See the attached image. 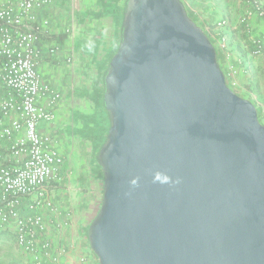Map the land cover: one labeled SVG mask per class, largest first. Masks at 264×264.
<instances>
[{"label":"water","instance_id":"obj_1","mask_svg":"<svg viewBox=\"0 0 264 264\" xmlns=\"http://www.w3.org/2000/svg\"><path fill=\"white\" fill-rule=\"evenodd\" d=\"M99 264H264V125L179 0H129L104 78Z\"/></svg>","mask_w":264,"mask_h":264},{"label":"built area","instance_id":"obj_2","mask_svg":"<svg viewBox=\"0 0 264 264\" xmlns=\"http://www.w3.org/2000/svg\"><path fill=\"white\" fill-rule=\"evenodd\" d=\"M57 1L0 2V231L13 234L29 264H64L68 251L67 246L54 250L46 236V214L60 216L53 191L63 182L65 159L58 151L57 137L41 131L42 124L54 120L61 93L38 71L42 56L38 43L50 24L46 13ZM179 1L185 11L192 12L188 0ZM252 14L264 17V4L245 9L240 23L245 24ZM226 26L225 20H219L202 29L222 53L228 43L227 35L221 33ZM250 43L254 50L250 57H261L264 41ZM58 51L55 46L47 52L54 56ZM226 71L227 86L239 88L238 70ZM251 102L264 125V106L256 99Z\"/></svg>","mask_w":264,"mask_h":264},{"label":"crops","instance_id":"obj_3","mask_svg":"<svg viewBox=\"0 0 264 264\" xmlns=\"http://www.w3.org/2000/svg\"><path fill=\"white\" fill-rule=\"evenodd\" d=\"M2 1L4 0H0ZM97 1H57L53 10L46 13L50 24L38 43L42 50L38 71L44 81L61 93V101L54 111V120L47 125L42 124L41 131L57 137L58 151L65 159L64 166L73 169L72 178L77 181V186L89 184L95 190L92 192V200L84 202L81 198L84 196H81L68 204L65 196L77 192V189H69V182L64 184L66 189L57 187L53 191L54 205L60 211V216L51 217L46 214V236L54 250L60 246H67L68 251L62 258L64 264H99L90 247L87 228L96 216L99 187L102 182L99 176L91 174L90 154H88L90 175L84 176L85 172L82 169L84 157L81 152L83 142L88 139L82 136L84 126L79 118L88 107L89 100L86 101L85 98L97 75L96 63L105 58L103 49L108 48L115 37L112 19L97 5ZM259 1L264 4V0ZM227 28L228 53L220 56L219 65L226 68L229 61L238 65L240 59L242 61L248 59L246 71L240 66L237 67L239 86L248 85L249 89L257 90V85L262 86L264 83V55L251 58L245 42L252 39L264 41V17L252 14L245 24L233 18ZM67 29L68 33L65 32ZM78 41H81L79 45ZM55 46L59 48L57 54L54 56L48 54V49ZM254 99L264 101V94ZM70 129L74 131L72 134L69 133ZM66 179L70 181L71 176H67Z\"/></svg>","mask_w":264,"mask_h":264},{"label":"rangeland","instance_id":"obj_4","mask_svg":"<svg viewBox=\"0 0 264 264\" xmlns=\"http://www.w3.org/2000/svg\"><path fill=\"white\" fill-rule=\"evenodd\" d=\"M129 0H98L97 5L100 8L104 9V12L109 15L112 19L113 25V33H115L114 41H112L111 45L108 48L103 49L105 53V58L102 61H97L96 63V71L97 75L95 79H93L92 88L87 92L85 100H89L88 107L84 109V113L79 115V118L83 122V134L82 136L87 138L88 141L83 142L81 155L84 157L83 159V171L84 176H89L88 171V154H90V170L92 175L99 176L101 182L103 183V172L99 163V153L103 146L107 141L108 131L111 125V120L107 111L104 107L103 97L105 92L104 78L109 70V66L112 58L117 53V50L122 42L123 36V23L127 10V4ZM190 8L192 12L196 15L195 23L201 28L205 29V27L210 28L214 23L219 20H225L227 22L226 28L221 30V33H226L227 27L232 23V19L242 18L245 9L252 10L255 4H263L259 0H188ZM253 12V11H252ZM228 37V36H227ZM78 45L81 41L77 42ZM215 49L219 52L220 56L225 55L228 49L224 51V54L217 49V43L214 42ZM242 58V57H241ZM259 58V57H257ZM231 60V59H230ZM238 61V60H237ZM231 62V61H229ZM227 64L226 68H221L223 73H226L228 68H235L238 70V66L241 69L246 71L248 69V59L242 61L241 59L237 63L238 65H234L231 63ZM238 74V73H237ZM236 80L239 85V81ZM248 85H242L237 89H233L237 95L242 98L253 101L256 97H261L264 94V88L262 91L263 85H257V90L249 89ZM260 95V96H259ZM255 96V97H254ZM261 99V98H260ZM93 111H92V104ZM264 106V101H260ZM77 117V116H76ZM74 119L75 116H74ZM264 121V120H263ZM74 131L72 129L69 130V133L72 134ZM73 169H68L64 166V178L62 184L58 187L59 189H66L64 184L69 182V189H77V192L68 193L65 196V201L71 202L72 200H77L78 197L82 198V201H90L92 200V195L95 190L89 184L77 186V181H74L72 178ZM71 176L70 181H67L66 177ZM102 192H103V184L99 187V199L97 200V208H96V216L100 210L102 203ZM101 193V195H100ZM98 195V194H97ZM67 199L69 201H67ZM86 207V206H84ZM92 211V209H90ZM95 216V217H96ZM92 219L91 223L95 219ZM89 225V227H90ZM89 227L87 228V232L89 233ZM0 264H29V259L27 256L18 248L15 243V240L12 237L2 238L0 237Z\"/></svg>","mask_w":264,"mask_h":264},{"label":"trees","instance_id":"obj_5","mask_svg":"<svg viewBox=\"0 0 264 264\" xmlns=\"http://www.w3.org/2000/svg\"><path fill=\"white\" fill-rule=\"evenodd\" d=\"M186 13H187V15H188V17L193 21V22H195L196 21V15L193 13V12H191V11H188L187 9H186ZM205 33V32H204ZM206 34V33H205ZM206 36L208 37V35L206 34ZM208 39L210 40V42L212 43V44H214V42L208 37ZM245 44L247 45V48H248V53H251V52H253L254 50H253V46L251 45V43H250V40L248 41V42H245ZM262 54L264 55V46L262 47ZM216 58H217V61H218V63H219V60H220V54H219V52L216 50ZM225 74V73H224ZM256 110H257V115H258V118H259V115H260V113H259V110L256 108ZM107 114H108V112H107ZM109 115V114H108ZM103 184V183H102ZM0 237H2V238H9V237H12L13 239H14V236H13V234H11V233H9V232H6V231H0Z\"/></svg>","mask_w":264,"mask_h":264}]
</instances>
